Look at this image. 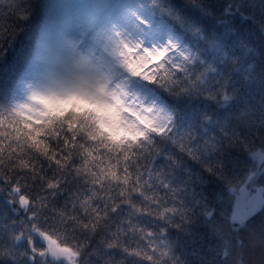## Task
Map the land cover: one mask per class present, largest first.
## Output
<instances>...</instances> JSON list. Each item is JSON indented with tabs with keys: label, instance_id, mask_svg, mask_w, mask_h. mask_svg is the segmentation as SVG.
I'll list each match as a JSON object with an SVG mask.
<instances>
[{
	"label": "trees",
	"instance_id": "trees-1",
	"mask_svg": "<svg viewBox=\"0 0 264 264\" xmlns=\"http://www.w3.org/2000/svg\"><path fill=\"white\" fill-rule=\"evenodd\" d=\"M52 1L0 0V264H67L42 235L74 264H264V203L231 218V189L264 185L251 157L264 156V0L126 2L164 40L153 56L109 53L120 90L162 107L133 133L94 102L17 109Z\"/></svg>",
	"mask_w": 264,
	"mask_h": 264
},
{
	"label": "rangeland",
	"instance_id": "rangeland-1",
	"mask_svg": "<svg viewBox=\"0 0 264 264\" xmlns=\"http://www.w3.org/2000/svg\"><path fill=\"white\" fill-rule=\"evenodd\" d=\"M102 1H52L53 22L38 49V66L22 81L17 101L31 113L69 98L86 104L94 102L101 120L111 130L133 133L140 124L158 120L162 107L135 89L120 90L104 71V64H108L109 53L120 61L128 60L134 51L141 56H153L164 40L161 35L149 40L143 37L146 29H139V15H134L126 3L128 0L115 4L116 8L112 7L113 13L109 14L102 13ZM251 157L257 170L264 171V156L256 151ZM254 175L251 173L249 179ZM263 191L261 182L232 188L233 221H242L262 205ZM41 240L48 256L74 264L75 256L70 250L45 235Z\"/></svg>",
	"mask_w": 264,
	"mask_h": 264
}]
</instances>
